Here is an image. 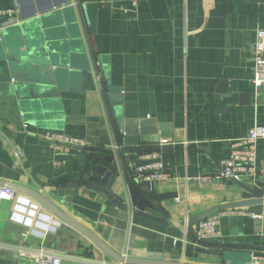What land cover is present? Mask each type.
Masks as SVG:
<instances>
[{"label": "crops", "instance_id": "0c3cea01", "mask_svg": "<svg viewBox=\"0 0 264 264\" xmlns=\"http://www.w3.org/2000/svg\"><path fill=\"white\" fill-rule=\"evenodd\" d=\"M13 7L19 9L14 24L0 19L7 25L0 40V182L42 193L110 253L128 259L250 264L254 254L264 260L261 206L220 212V236L212 241L220 246L201 243L189 224L241 199L238 183L220 176L221 162L232 142L264 125V95L251 83L264 0H0V10ZM87 52L96 79L87 74L84 81L78 69L54 74L46 65L48 55L79 53L84 66ZM219 90L231 96L217 106ZM45 132L85 147L58 153ZM119 139L127 149L174 143L161 152L162 177L151 193L176 197L145 210L160 221L110 207L86 186L100 176L98 167L108 168L102 157ZM140 154L119 159L122 166L128 159L126 183L143 191L133 177ZM256 168H264V139L256 145ZM120 187L118 176L113 191ZM38 214L58 223L56 231L29 233ZM23 253L58 256L60 264H117L13 190L0 201V264H19Z\"/></svg>", "mask_w": 264, "mask_h": 264}, {"label": "water", "instance_id": "95a60500", "mask_svg": "<svg viewBox=\"0 0 264 264\" xmlns=\"http://www.w3.org/2000/svg\"><path fill=\"white\" fill-rule=\"evenodd\" d=\"M53 54L52 52H50ZM19 55L25 56V52H19ZM83 57L80 56L79 53H75V55L71 57H57L56 55H48L46 65H50L53 68V73H65V70H79L82 73V78L85 81L87 74H92L93 79H96L95 76V67L92 59L88 55L87 52V63L84 66H79V61L82 60ZM101 78L103 76L101 75ZM83 81L82 90H84L85 82ZM222 92V95L215 96V103L219 106V102L222 98H230L231 95L227 94L225 90H219ZM81 148V147H76ZM168 149V146H164L159 148L155 147H144L142 149H127L123 147L122 140L119 139L117 146L113 145L108 151H105L107 155L102 157L108 168L98 167L96 171L100 173L98 177H89L86 183V186L94 191L99 192L103 196L106 197L107 203L106 205L110 207H116L123 211H127L129 215L138 214L141 217H145L147 219H151L154 221H160L154 216L148 215L145 210H156L153 206L152 201H162L169 200L175 198L176 195H163L156 196L155 194L149 192L148 190L143 188V191H139L133 185H128L124 179L123 167L127 166L128 159L124 160V164L122 166L121 161L119 159V155L122 154H138V153H149V152H165ZM119 176L121 187L118 188L116 192L113 191V187L115 185V181ZM239 187L242 189L243 193L241 194V199L239 201L225 203L220 206L208 209L203 211L196 216L192 217L189 221L190 226L193 228L201 221L209 218L210 216L224 212V211H232L238 209H244L247 207L253 206H261L262 212L264 215V188H260L257 186H248L242 184V182H237ZM0 188H7L14 191L22 192L33 199H35L43 208L52 213L55 217L66 223L67 225L73 227L77 231H79L82 235L88 238L95 246L104 251L108 256H110L117 264H180V263H169L163 261H144V260H133L128 259L124 255H116L114 253H110V251L89 231L83 229L81 226L77 225L73 222L67 215L61 212L59 209L54 207L42 193H38L20 186L11 185L7 183L0 182ZM193 233V231H191ZM205 245L210 246H220V243L212 242V241H200ZM13 264H16L13 263Z\"/></svg>", "mask_w": 264, "mask_h": 264}, {"label": "built area", "instance_id": "2783aa9c", "mask_svg": "<svg viewBox=\"0 0 264 264\" xmlns=\"http://www.w3.org/2000/svg\"><path fill=\"white\" fill-rule=\"evenodd\" d=\"M19 13L18 7L7 8L0 10V19H5L8 24H14L17 21ZM7 25L0 26V40L3 31ZM264 32H262L259 41V50L253 59V77L251 83L257 95H264ZM43 139L47 140L51 149L58 153H67L70 148L81 147L85 144L72 138L63 137L60 134L45 132L42 134ZM264 139V125H254L250 128L247 134L236 139L231 144V149L228 157L221 162L220 176L223 179L234 182L248 180L251 185L260 188L264 187V168H256V145L259 140ZM174 143L168 139H160L156 146L162 148L170 146ZM141 164L133 171L134 181L140 188H146L149 192L153 190L155 184L161 179L163 171V162L161 152H149L140 154ZM12 190L0 188V201L11 197ZM222 213H217L209 218L201 221L195 226V234L199 241H214L219 238L218 231L219 219ZM260 218L261 216H254ZM29 233L44 237L47 231L55 232L58 228V223L54 222L51 217H45L43 214H38ZM19 264H60L58 256H51L45 253L37 254H22ZM250 264H264L262 257L252 255Z\"/></svg>", "mask_w": 264, "mask_h": 264}]
</instances>
